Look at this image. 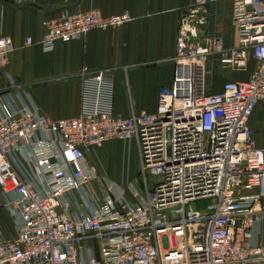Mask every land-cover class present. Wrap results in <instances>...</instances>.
<instances>
[{
    "label": "built area",
    "instance_id": "2783aa9c",
    "mask_svg": "<svg viewBox=\"0 0 264 264\" xmlns=\"http://www.w3.org/2000/svg\"><path fill=\"white\" fill-rule=\"evenodd\" d=\"M219 6L235 44L218 33ZM129 19L62 11L43 21L38 44L51 52ZM11 50L1 37L0 69ZM248 58L255 68L246 79L204 92L209 61L244 71ZM171 62L172 83L158 89L154 111L125 119L113 115L108 70L81 75L78 113L69 119H48L6 78L0 194L15 235L0 241V264H264V149L247 127L264 103V0H188ZM111 140L134 141L143 192H132L133 200L86 160L85 152ZM146 176L156 178L150 187ZM198 201L203 207L190 206Z\"/></svg>",
    "mask_w": 264,
    "mask_h": 264
},
{
    "label": "crops",
    "instance_id": "0c3cea01",
    "mask_svg": "<svg viewBox=\"0 0 264 264\" xmlns=\"http://www.w3.org/2000/svg\"><path fill=\"white\" fill-rule=\"evenodd\" d=\"M187 5L188 0H36L32 5L14 7L9 0H0V38L6 37L12 44L7 63L0 69V92L12 88L6 79L10 77L14 85L26 90L45 117L69 119L78 113L81 75L108 70L114 116L125 119L140 111L152 113L158 89L173 80L176 20ZM218 8V33L229 36L235 44L226 6ZM90 9L102 16L126 12L130 19L114 29L92 30L80 40L56 43L51 52L41 50L38 41L43 21L56 18L62 11L81 13ZM27 38L32 41L30 45L25 44ZM254 68L251 58L244 71H228L209 61L204 92L215 93L226 81L244 80ZM247 127L255 146L264 149V103L253 109ZM123 142L135 147L133 140ZM85 157L98 177L110 181L105 168L110 166V141L88 150ZM91 185L96 187L97 182ZM14 235L15 221L0 194V241ZM90 244L95 250L94 242Z\"/></svg>",
    "mask_w": 264,
    "mask_h": 264
},
{
    "label": "rangeland",
    "instance_id": "374dc122",
    "mask_svg": "<svg viewBox=\"0 0 264 264\" xmlns=\"http://www.w3.org/2000/svg\"><path fill=\"white\" fill-rule=\"evenodd\" d=\"M248 60V59H247ZM213 78L209 79L212 87ZM200 84V82L198 83ZM208 81L203 80V86L206 87ZM125 142L119 140L110 141V166L107 168L110 181L119 186L130 200H133L132 194L139 191L140 195L143 192L142 179L138 174V162L135 147H130L129 144L124 145ZM101 147V146H100ZM148 187L156 181L155 177L146 176L145 178ZM133 192V193H132ZM205 201H198L191 203V207H203ZM262 233L264 234V223L262 225ZM94 242V246L96 247Z\"/></svg>",
    "mask_w": 264,
    "mask_h": 264
}]
</instances>
